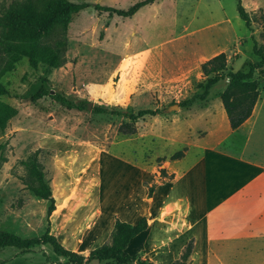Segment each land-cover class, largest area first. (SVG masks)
<instances>
[{
  "label": "rangeland",
  "instance_id": "374dc122",
  "mask_svg": "<svg viewBox=\"0 0 264 264\" xmlns=\"http://www.w3.org/2000/svg\"><path fill=\"white\" fill-rule=\"evenodd\" d=\"M18 0H0V12ZM126 10L142 0H69ZM257 22L246 30L233 0H154L133 16L108 17L91 6L75 14L66 31L67 62L46 71L22 59L0 78L7 91L0 101L17 110L0 132V232L21 239L49 232L66 249L86 257L108 239L115 219L134 224L144 217L147 229L136 238L132 257L157 264L174 254L191 228L231 186L238 164L219 95L226 80L213 85L202 102L171 108L201 91L200 64L223 53L227 71H246L258 59L252 39L264 51V0H240ZM259 116L264 123V77L257 72ZM72 100L90 103L86 111L68 110L49 97L31 102L39 86ZM108 112L161 113L134 123ZM129 124L133 134L119 127ZM264 151V125L257 130ZM253 136L245 154L257 149ZM36 161L50 188L54 210L27 190L34 183L23 162ZM181 153V157L175 156ZM205 155V156H204ZM227 183H223V181ZM210 181V182H209ZM217 211L209 215L214 219ZM133 239V240H134ZM158 240V241H157ZM196 244V253L202 252ZM129 254V255H130ZM160 254V255H159ZM176 259L168 258L171 264ZM48 245L29 250L0 247V264H63ZM85 264H115L91 261Z\"/></svg>",
  "mask_w": 264,
  "mask_h": 264
},
{
  "label": "trees",
  "instance_id": "16d2710c",
  "mask_svg": "<svg viewBox=\"0 0 264 264\" xmlns=\"http://www.w3.org/2000/svg\"><path fill=\"white\" fill-rule=\"evenodd\" d=\"M235 12L238 19L243 23L246 30L250 31V24L257 22L255 18L249 17L241 5L240 0H233ZM154 0H142L132 4L126 10H118L112 7H104L97 4H74L69 0H18L10 3L0 12V78L11 72L15 65L22 59L27 61L28 67L36 69L43 67L46 71L58 69L67 62L65 56L67 49L66 31L72 17L78 12L92 7L97 12L106 13L108 17L116 16L128 18L133 16L141 8L150 5ZM262 33L264 34V18L259 17ZM252 53L257 61L250 63L246 71H227L226 58L223 53H218L200 64L203 84H199L201 91L182 100L177 105L179 108H189L197 102L206 99L210 88L220 80H226V85L219 95V101L224 112L228 127L231 131L240 127L251 115L253 107L259 97V84L254 79L257 72L264 77V51L256 45L252 39ZM7 91L0 83V96L6 95ZM43 97H49L60 106L75 111H86L84 100L72 101L62 95L49 91L44 86H39L30 97L34 102ZM93 113L108 114L128 119L134 123L144 117H154L161 110L141 109L135 113L130 112H108L101 107H94ZM17 110L0 101V132L4 131L8 121L15 117ZM123 134H133L134 129L125 124L119 127ZM177 153V157H181ZM28 173L34 183H27L25 187L38 200L47 202L46 217L48 218L54 210V201L51 198L50 188L44 179L36 154H32L27 161ZM147 229V222L141 217L134 224H129L115 219L106 242L90 250L84 257L81 254L70 251L63 247L56 237L49 232V223L43 233L37 238L21 239L18 236L0 232V247H14L19 250H29L34 246L48 245L52 253L64 259L63 264H85L91 261H111L115 264H150L148 260L132 257L126 253L129 242ZM193 240L189 239L183 247L179 258L171 264H190V254Z\"/></svg>",
  "mask_w": 264,
  "mask_h": 264
},
{
  "label": "crops",
  "instance_id": "0c3cea01",
  "mask_svg": "<svg viewBox=\"0 0 264 264\" xmlns=\"http://www.w3.org/2000/svg\"><path fill=\"white\" fill-rule=\"evenodd\" d=\"M259 105L260 97L250 117L233 130L236 136L239 131L243 132L240 141L235 137L233 160H228L220 156L221 154H205L230 164L236 162L238 166L235 174L229 172V178L233 179L231 186L205 213L202 223L199 224L201 227L191 228L189 239L193 240V247L189 257L190 264H264V151L260 149V137L257 134V130L264 123H257ZM253 136L257 149L245 154V147ZM214 211H217L216 216L209 221L208 217ZM186 239L183 236L174 254L167 256L163 253L158 256L157 264H167L171 255L177 260L187 243ZM135 241L132 239L129 242L126 248L128 255L129 251L134 252L138 248H132ZM199 241L203 247L200 256L196 253V244Z\"/></svg>",
  "mask_w": 264,
  "mask_h": 264
},
{
  "label": "water",
  "instance_id": "95a60500",
  "mask_svg": "<svg viewBox=\"0 0 264 264\" xmlns=\"http://www.w3.org/2000/svg\"><path fill=\"white\" fill-rule=\"evenodd\" d=\"M49 94L51 95V94H53V92L52 91H49ZM90 103L88 102V103H86V110H88L89 109V107H90ZM171 108H175V109H178L179 107H178V105L177 104H173V105H171V106H169L168 107V109L170 110Z\"/></svg>",
  "mask_w": 264,
  "mask_h": 264
}]
</instances>
